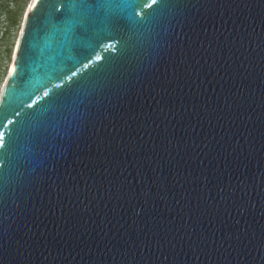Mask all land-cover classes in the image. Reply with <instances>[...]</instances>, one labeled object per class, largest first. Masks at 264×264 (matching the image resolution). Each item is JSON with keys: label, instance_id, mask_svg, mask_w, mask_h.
I'll list each match as a JSON object with an SVG mask.
<instances>
[{"label": "water", "instance_id": "obj_1", "mask_svg": "<svg viewBox=\"0 0 264 264\" xmlns=\"http://www.w3.org/2000/svg\"><path fill=\"white\" fill-rule=\"evenodd\" d=\"M0 264H264V0H34Z\"/></svg>", "mask_w": 264, "mask_h": 264}, {"label": "rangeland", "instance_id": "obj_2", "mask_svg": "<svg viewBox=\"0 0 264 264\" xmlns=\"http://www.w3.org/2000/svg\"><path fill=\"white\" fill-rule=\"evenodd\" d=\"M34 0H0V98L14 62L24 21Z\"/></svg>", "mask_w": 264, "mask_h": 264}, {"label": "bare ground", "instance_id": "obj_3", "mask_svg": "<svg viewBox=\"0 0 264 264\" xmlns=\"http://www.w3.org/2000/svg\"><path fill=\"white\" fill-rule=\"evenodd\" d=\"M12 67H13V64L11 65L10 72H11V70H12Z\"/></svg>", "mask_w": 264, "mask_h": 264}]
</instances>
